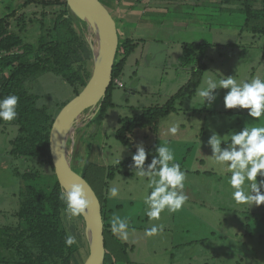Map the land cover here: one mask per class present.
<instances>
[{
    "label": "rangeland",
    "instance_id": "374dc122",
    "mask_svg": "<svg viewBox=\"0 0 264 264\" xmlns=\"http://www.w3.org/2000/svg\"><path fill=\"white\" fill-rule=\"evenodd\" d=\"M99 1L116 23L119 37L124 32L127 37L131 31L140 34L135 31L139 28L137 23L129 25L128 22L133 20L144 24V29L149 30L152 25L158 29H154L156 33L153 37L149 33L150 38L142 42L137 40L139 45L128 58L119 79L124 87L116 84L118 88L113 92L115 107L108 109L103 124L96 123L98 111L91 114L86 111L83 115L86 123L76 129L74 139L68 142L67 149H73L72 162L75 165L76 162L80 164L89 159L96 164L115 166L112 161L121 155V161L130 158L135 147L123 146L116 140L120 120L140 117L150 108L163 109L174 99L178 112L163 118L156 128L155 124H151L139 129L135 136L132 135V144L143 143L146 150L152 148L155 152L156 145L167 143L174 152L176 162L187 170L184 191L188 200L185 206L171 215L162 213L161 221L151 222L164 225L163 232L153 237L144 234V229L151 226L143 203L146 181H140L135 175H118L111 182L119 186L121 191L119 198L110 199V205L123 207L114 209V214L129 218L130 226L136 229L130 233L128 241L123 242L128 244V258L132 264H170L172 261L175 264H264V212L262 216L255 215V212L264 210V204L253 205L248 209L231 200V188L227 183L230 174L222 172L212 163L211 149L207 145L212 130L225 135L227 139L228 132L233 129L239 131L244 125L251 124L247 110L225 109L223 97L227 90L224 89L217 90V100L211 108L202 107L198 96H180L192 76L190 69L183 66V47L189 43L210 42L213 45L204 60L208 70L200 87L209 76L216 79L234 76L241 83L257 75L264 78L263 25H246L243 15L224 12L221 5H212L217 1L219 3V0H137L136 4L123 1L116 7L122 12L121 15L112 12L113 6H116L114 0ZM116 1L120 3L122 0ZM247 1L231 0L228 7L232 10L241 9ZM251 2L256 9L264 7V0ZM160 3L170 8L168 12L156 10L155 14L154 7ZM60 9L32 6L24 11L28 15L36 13L39 18L46 10L50 13L49 18L53 19L55 15H51ZM132 11L137 13L131 14ZM74 28L79 39L88 46L85 53H79L92 74L94 64L90 40L95 35L84 22L74 21ZM35 39L33 33H27L26 41L30 43ZM65 81L53 74H45L27 85L29 92L38 96V106L47 107L55 120L80 95L89 79L86 84ZM193 110L201 112L196 114ZM89 116L91 118L87 120ZM189 120H192L191 124ZM173 123L180 125L175 136L167 132ZM203 126L206 127L205 131H202ZM256 126H264V118ZM90 134L94 135L93 138ZM17 136L18 130L12 125L0 131V261L8 257L18 258L14 251L4 253L7 236L1 230L6 225L18 223L16 211L19 207L17 194L20 180L14 176V171L18 169L24 173L28 169H36L46 175L52 174L51 166L43 161L16 160L6 153L7 148H11L10 142ZM82 136L90 138L80 143ZM92 151L93 157L90 155ZM205 172L215 175L209 177ZM97 187L94 190L99 196ZM65 222L74 236L83 239L81 254L86 262L90 245L84 218L69 219L65 215ZM186 241L196 243L185 247L183 243ZM180 245L182 248L176 247ZM178 254L181 255L177 257ZM170 255L173 256L172 260Z\"/></svg>",
    "mask_w": 264,
    "mask_h": 264
},
{
    "label": "trees",
    "instance_id": "16d2710c",
    "mask_svg": "<svg viewBox=\"0 0 264 264\" xmlns=\"http://www.w3.org/2000/svg\"><path fill=\"white\" fill-rule=\"evenodd\" d=\"M251 1L248 0L243 8L234 10L228 7L231 0H219L218 4L212 3V5H221L224 12L243 15L246 25H263L264 33V7L256 9ZM20 2H22L21 5H19ZM32 6H41L44 9L61 7L62 9L51 15H55L53 19L49 18L50 13L46 10L38 18L36 13L28 15L24 11ZM3 11L5 13L1 14ZM74 21L80 22L71 13L67 0H0V98L10 94L19 97L17 119L12 122L0 121L1 132L7 125L15 126L18 130V136L10 142L11 148H7L6 153L16 160L43 161L52 168L51 175L43 174L36 169H28L24 173L18 169L14 171V176L20 180L17 194L19 207L16 211L18 223L12 226L6 225L1 230L7 236L4 253L14 251L18 258L8 257L5 260L2 259L0 264H85L81 254L84 247L83 239L75 236L76 244L71 247L65 245L66 235L73 234L65 222V205L59 199L62 188L55 174L51 157L50 136L55 119L47 107L38 106V96L29 92L27 88L28 83L45 74H53L71 84L83 82L86 84L90 79L91 72L86 62L80 59L79 53H85L88 46L84 40L79 39L74 28ZM29 27L31 28L28 29ZM32 29L35 31H28ZM27 33H33L36 39L29 43L26 41ZM138 45L134 39L120 37L112 83L102 101L96 123L102 125L108 109L115 107L113 92L118 88L115 81L123 75L127 60ZM212 46L210 42L184 45L183 66L190 69L192 76L186 90H181L182 98L197 96V90L208 70L204 60ZM174 103L173 99L163 109L150 108L140 117L121 119L116 140L123 146L135 147L136 151V145L132 144V135L135 136L139 129L142 130L151 124H155L156 128L163 118L177 113ZM193 111L196 114L201 112ZM189 122L191 124L192 120ZM209 122L213 124L212 121ZM205 128L203 126L202 131H205ZM89 136L93 138L94 135ZM87 139L82 136L80 143L87 142ZM149 150L154 154L152 148ZM90 155L93 157V151ZM150 159L151 157L146 164L150 162ZM130 163L131 157L121 161L119 166L96 164L89 159L83 167L79 162L75 165L72 162L73 170L83 177L93 190L98 186L105 227L104 264H132L127 255L128 244L116 238L111 233L109 225L114 209L119 210L123 207L121 205L112 207L110 199L106 198L108 186L118 175L127 177L134 175L128 167ZM205 173L209 177L215 175L213 172ZM263 212L264 210L257 211L255 215L262 216ZM79 218L82 219V217ZM196 224L199 223H194ZM193 243L196 242L190 244Z\"/></svg>",
    "mask_w": 264,
    "mask_h": 264
},
{
    "label": "clouds",
    "instance_id": "9594fccd",
    "mask_svg": "<svg viewBox=\"0 0 264 264\" xmlns=\"http://www.w3.org/2000/svg\"><path fill=\"white\" fill-rule=\"evenodd\" d=\"M119 79L120 77L115 84H120L123 88L124 85L119 83ZM218 89L227 90L223 97L224 108L246 109L248 120L252 123L244 125L239 131L233 129L228 132L227 139L225 135L212 130L207 140L212 163L222 172L230 174L227 183L231 188V200L236 205H244L248 209L253 205L260 206L264 204V126L256 125L264 118V78L257 75L241 83L234 76L220 79L206 77L204 85L197 90L202 107L213 106L217 100ZM18 103L19 97L15 94L0 98V121L16 120ZM88 112L91 114L93 111ZM179 128V123H173L167 132L175 136ZM149 157L150 162L146 164ZM121 160L122 155L113 160L112 164L119 166ZM80 164L83 167L86 161H81ZM128 167L140 181H146L143 203L150 223L161 221L162 213L171 215L185 206L188 200L184 191L187 170L176 162L174 152L167 143L156 145L154 154L151 150H146L143 143L137 144ZM120 191L119 186L110 184L106 190V198H119ZM59 199L64 203L65 214L69 219L85 215L90 206V200L81 183L66 186L60 191ZM130 223L129 218L113 214L109 220L110 231L122 242H127L130 233L136 231ZM163 230L162 223H151L150 227L144 229V234L146 237H153ZM76 243L74 235H66L67 247Z\"/></svg>",
    "mask_w": 264,
    "mask_h": 264
},
{
    "label": "water",
    "instance_id": "95a60500",
    "mask_svg": "<svg viewBox=\"0 0 264 264\" xmlns=\"http://www.w3.org/2000/svg\"><path fill=\"white\" fill-rule=\"evenodd\" d=\"M67 5L71 13L84 22L93 36L95 35L90 40L94 65L86 87L56 118L50 136V150L61 188L65 189L71 183H81L90 200V206L82 216L90 245L85 264H104L106 245L102 206L90 184L73 170L72 157H69L66 150L84 113L100 110L112 82L120 37L111 14L99 0H67Z\"/></svg>",
    "mask_w": 264,
    "mask_h": 264
},
{
    "label": "crops",
    "instance_id": "0c3cea01",
    "mask_svg": "<svg viewBox=\"0 0 264 264\" xmlns=\"http://www.w3.org/2000/svg\"><path fill=\"white\" fill-rule=\"evenodd\" d=\"M123 1H127V2H133L134 4H136V1L137 0H135V2L133 1V0H122L120 3H118L116 0H114V2H115V5L116 6H113V13H117L118 15H121L122 14V12H120V10L119 9H116V7L117 6H119V5H121V3L123 2ZM158 2V1H157ZM160 2V1H159ZM150 4H152V3H150ZM153 5V4H152ZM169 8L170 7H166L165 5H163L162 3H160V5H156L155 7H154V13L156 14V10H159L160 12H162V11H164V12H168V10H169ZM131 14H136L137 12L136 11H132V12H130ZM132 17H134V18H137V16H129L128 18H132ZM124 20V19H123ZM154 20V19H153ZM129 23V25H131V24H134V23H137L138 24V29H135V31H138V32H140V34L139 35H137L135 32H132L131 31V33H129L128 34V36L129 37H134V38H131V39H134V40H140V41H143V40H145V39H147V38H150V36H149V33H150V35H151V37H153V35L156 33V31L154 30V29H158V27H156V26H150V28H149V30H147V29H144L143 28V26H144V24H141V23H139V22H136V21H129L128 22ZM163 23H165V22H163ZM168 23V22H167ZM123 37H127L126 36V34H125V32H124V34L122 35ZM184 245H185V247H186V245H188V244H190V242H188L187 243V241H186V243L184 242L183 243ZM176 247H178V248H182V246L180 245V246H176ZM181 254H178V255H176L177 257L178 256H180ZM171 256V255H170ZM175 256V257H176ZM205 258H207V256L205 257ZM173 259V256H171V260ZM155 264H157V263H155ZM163 264V263H162ZM170 264H175V262L174 261H172V262H170Z\"/></svg>",
    "mask_w": 264,
    "mask_h": 264
},
{
    "label": "bare ground",
    "instance_id": "6f19581e",
    "mask_svg": "<svg viewBox=\"0 0 264 264\" xmlns=\"http://www.w3.org/2000/svg\"><path fill=\"white\" fill-rule=\"evenodd\" d=\"M90 118H91V117L89 116V117L87 118V120L90 119ZM85 123H86V122L84 121V117H82V119H81V124L84 125ZM81 124H80V125H81ZM73 131H74V130H73ZM75 133H76V132H75ZM72 136H75V134H73ZM72 139H74V138H72ZM67 147H68V144H67ZM72 150H73L72 147L70 148V150H69V149L66 150V152L68 153V155H69L70 158H71Z\"/></svg>",
    "mask_w": 264,
    "mask_h": 264
}]
</instances>
